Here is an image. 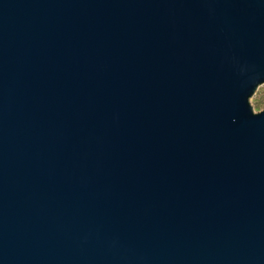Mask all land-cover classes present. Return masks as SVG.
Wrapping results in <instances>:
<instances>
[{"label": "water", "instance_id": "obj_1", "mask_svg": "<svg viewBox=\"0 0 264 264\" xmlns=\"http://www.w3.org/2000/svg\"><path fill=\"white\" fill-rule=\"evenodd\" d=\"M264 0H0V264H264Z\"/></svg>", "mask_w": 264, "mask_h": 264}, {"label": "rangeland", "instance_id": "obj_2", "mask_svg": "<svg viewBox=\"0 0 264 264\" xmlns=\"http://www.w3.org/2000/svg\"><path fill=\"white\" fill-rule=\"evenodd\" d=\"M250 104L255 111L262 110L264 108V83L261 84L256 92L250 97Z\"/></svg>", "mask_w": 264, "mask_h": 264}]
</instances>
